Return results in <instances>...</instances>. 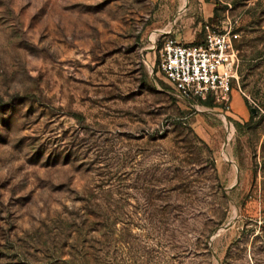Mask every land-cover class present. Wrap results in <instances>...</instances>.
Returning <instances> with one entry per match:
<instances>
[{"label":"rangeland","instance_id":"obj_1","mask_svg":"<svg viewBox=\"0 0 264 264\" xmlns=\"http://www.w3.org/2000/svg\"><path fill=\"white\" fill-rule=\"evenodd\" d=\"M225 21L228 101L176 98ZM0 264H264V0H0Z\"/></svg>","mask_w":264,"mask_h":264},{"label":"built area","instance_id":"obj_2","mask_svg":"<svg viewBox=\"0 0 264 264\" xmlns=\"http://www.w3.org/2000/svg\"><path fill=\"white\" fill-rule=\"evenodd\" d=\"M198 42H182L162 37L156 69L182 100H205L226 103L237 80V57L234 41L238 34L229 21L219 27L202 25Z\"/></svg>","mask_w":264,"mask_h":264},{"label":"trees","instance_id":"obj_3","mask_svg":"<svg viewBox=\"0 0 264 264\" xmlns=\"http://www.w3.org/2000/svg\"><path fill=\"white\" fill-rule=\"evenodd\" d=\"M213 15H214V13H213ZM212 19H213V16L210 17L209 20H212ZM197 101H198L201 105H204V106H211V105H212L210 99H208V98L205 99V100H200V99H198ZM249 116H250V118H252V116H253V114L250 112V109H249Z\"/></svg>","mask_w":264,"mask_h":264},{"label":"water","instance_id":"obj_4","mask_svg":"<svg viewBox=\"0 0 264 264\" xmlns=\"http://www.w3.org/2000/svg\"><path fill=\"white\" fill-rule=\"evenodd\" d=\"M250 112L253 114L254 113V109H250Z\"/></svg>","mask_w":264,"mask_h":264},{"label":"crops","instance_id":"obj_5","mask_svg":"<svg viewBox=\"0 0 264 264\" xmlns=\"http://www.w3.org/2000/svg\"><path fill=\"white\" fill-rule=\"evenodd\" d=\"M177 38V37H176ZM179 38V37H178ZM190 40V39H189Z\"/></svg>","mask_w":264,"mask_h":264}]
</instances>
